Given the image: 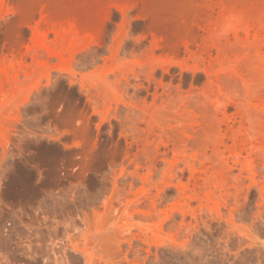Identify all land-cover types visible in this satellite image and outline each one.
<instances>
[{"label": "rangeland", "instance_id": "374dc122", "mask_svg": "<svg viewBox=\"0 0 264 264\" xmlns=\"http://www.w3.org/2000/svg\"><path fill=\"white\" fill-rule=\"evenodd\" d=\"M0 264H264V0H0Z\"/></svg>", "mask_w": 264, "mask_h": 264}, {"label": "bare ground", "instance_id": "6f19581e", "mask_svg": "<svg viewBox=\"0 0 264 264\" xmlns=\"http://www.w3.org/2000/svg\"><path fill=\"white\" fill-rule=\"evenodd\" d=\"M220 1V0H219ZM246 1H250V0H246ZM220 3V2H219ZM221 6V5H220ZM239 156V153H238V155H237V157ZM211 194H212V192H211Z\"/></svg>", "mask_w": 264, "mask_h": 264}]
</instances>
